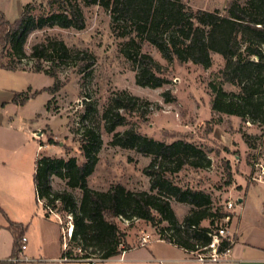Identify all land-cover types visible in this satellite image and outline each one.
I'll list each match as a JSON object with an SVG mask.
<instances>
[{
  "label": "trees",
  "instance_id": "1",
  "mask_svg": "<svg viewBox=\"0 0 264 264\" xmlns=\"http://www.w3.org/2000/svg\"><path fill=\"white\" fill-rule=\"evenodd\" d=\"M37 3L47 7L39 16L34 14ZM82 4L99 5L110 12L114 30L119 31L121 37H130L127 57H136L138 86L158 89L167 80L163 78L166 70L151 55L142 52L136 39L153 45L170 64L192 62L209 69L212 54H218L225 65L219 72L220 82L210 84L213 112L236 116L244 123L264 127V0H231L224 14L219 10L193 12L182 0H31L15 23L9 22L0 11V69L18 70L15 62L9 65L6 58L35 61L32 70L44 73L55 82L33 96L60 92L66 85L58 75L64 67H76L80 73L90 74L95 65L93 54L70 48L56 37H46L35 44L30 54L25 50L29 37L37 30L53 27L84 30L86 19ZM122 27H129V33L122 32ZM43 63H50V68L46 69ZM224 84H230L238 91L228 92ZM29 92L16 94L13 102L24 105L31 98ZM163 97L167 103L174 101L170 92L164 93ZM138 101L139 98L134 96L117 93L110 99L102 118L107 133L113 134L112 146L153 157L144 170L150 179V192H132L121 184L106 192L89 186L88 179L99 162L98 154L103 145L99 128L95 126L83 125L80 142L85 162L82 165L75 158L40 156L37 159L34 183L39 198L53 208L59 202L62 211L73 216L72 243L78 244L80 252L73 254L70 249L67 253L70 257H79L82 253L85 258L96 256L109 260L121 255L120 246L126 244V234L116 222L118 218L144 220L150 224L166 222L169 226L162 231L166 241L189 252L212 242L209 229L202 226L205 221L214 225L216 214L212 212V198L202 190L184 188L175 180V175L187 166L208 168L211 162L206 150L183 139L172 143L157 141L139 134L134 128L116 132L118 127L126 124V115L136 111ZM90 103L84 102L92 111ZM49 105L50 102L48 109ZM142 114L146 116V112ZM164 134L168 138L176 136L166 131ZM261 136L264 137V131ZM243 137L249 148H254L249 141L251 137L246 134ZM49 144L55 145V142L50 139ZM227 167L229 185L232 175ZM54 176L65 181L68 188L81 190V200L78 202L66 189L55 190L52 186ZM173 201L191 207L182 223L175 214ZM9 228L15 237L13 253L9 260L0 264H19L14 259L19 256L24 230L13 222ZM229 245L223 241L219 251H225Z\"/></svg>",
  "mask_w": 264,
  "mask_h": 264
},
{
  "label": "rangeland",
  "instance_id": "2",
  "mask_svg": "<svg viewBox=\"0 0 264 264\" xmlns=\"http://www.w3.org/2000/svg\"><path fill=\"white\" fill-rule=\"evenodd\" d=\"M30 1L0 0V11L9 22L15 23L19 20L23 7ZM230 1L182 0L190 11L219 10L222 14L225 13L224 10ZM81 6L86 19L84 30L58 27L37 30L29 37L25 46L27 54H30L35 44L43 42L46 37H56L63 40L68 47L88 51L95 57V65L90 74L80 73L76 67H64L60 70L59 78L62 82H66V85L57 95L55 94V99L49 105V110L54 116L53 128L45 124L39 135H35L39 142L34 139L21 141V146L26 147L24 152L30 155V160H27L28 172L32 173L36 168V161L32 158L38 143L42 147L49 146L41 156L56 158L59 154H65L71 156L67 159L75 158L78 164L82 165L85 162L80 142L81 133L85 128L83 125L95 126L99 128L103 145L98 154L99 162L93 175L88 179L89 186L106 192L114 185L121 184L132 192H150V179L144 174V170L150 165L153 157L112 146L113 134L107 133L102 118L110 99L117 93H126L139 98V101L136 111L126 115V124L118 127L116 132L134 128L139 134L157 141L172 143L183 139L206 150L211 162L209 167L204 169L185 167L175 175L178 185L204 191L212 198L213 208L222 210L224 200L230 193L237 196V192L244 191L252 183L257 182L253 177L260 178L261 173L255 164L264 165L263 136H261L264 127L244 123L237 118L217 114L212 110L213 94L210 84L220 82L219 72L225 65L224 60L217 54H212V66L209 69L192 62L182 65L178 62L170 64L153 45L136 39L141 45L142 52L151 55L166 70L163 78L167 80V83L158 89L140 87L136 84L139 73L136 57L132 59L127 57L130 37H121L119 31L114 30L110 12L101 6L83 4ZM46 8L45 4L37 3L35 16H39ZM129 30V27H122V32L126 34ZM5 61L9 65L15 62L18 70L32 69L35 65V61L27 59L19 62L16 59L6 58ZM43 64L46 69L51 66L50 63ZM224 89L228 92L238 91L235 87ZM166 92L171 93L173 102H165L163 95ZM84 102H91L92 111L86 108ZM143 112H146V116H143ZM165 131L176 134L175 138H168L164 134ZM243 134L251 137L249 141L255 145L254 148L241 147L239 135L244 139ZM50 139L55 145L49 144ZM227 166L230 167L232 175V182L229 185ZM241 177L244 181H241ZM52 186L58 191L65 189L70 191L78 202L82 198L81 190L68 188L66 182L59 177H52ZM34 202L35 211L42 212L44 216L43 208L37 204L36 199ZM172 206L182 223L183 216L189 213L191 207L180 206L174 201ZM55 209L66 221V214L62 211L60 203H57ZM46 217L44 218L48 221L41 226H45L51 238L50 246L53 254L63 247L62 232L58 221ZM36 220L35 218L34 221ZM116 222L126 237H130V243L126 242L123 245L125 249L136 247V249L148 250L155 241H151L146 247H140L139 239L143 234H162V231L169 226L166 222L150 224L138 223L137 220L128 224L121 218L116 219ZM210 225V221L202 224L206 228ZM123 247L120 246V250ZM70 249L73 254L80 252L77 243H71ZM127 253L128 250L123 260ZM116 259L119 260L120 256H116Z\"/></svg>",
  "mask_w": 264,
  "mask_h": 264
},
{
  "label": "crops",
  "instance_id": "3",
  "mask_svg": "<svg viewBox=\"0 0 264 264\" xmlns=\"http://www.w3.org/2000/svg\"><path fill=\"white\" fill-rule=\"evenodd\" d=\"M53 85V78L44 73H35L30 68L16 71L0 69V262L9 260L13 253L15 237L9 228L10 222H13L22 226L28 238L27 250L20 257L19 264H85L60 261L63 247L51 254V238L45 226H41L48 220L42 212L35 211L36 168L32 173L28 172L27 160H30V155L24 152L25 145L21 146V141L25 139L38 141L35 135H39L45 124L53 128L54 116L48 109V104L57 94L42 92L33 96L35 92ZM225 87L234 88L230 84H225ZM24 92H29L31 98L24 105L15 104L13 100L16 94ZM230 117L241 120L236 116ZM239 137L241 147L250 149L242 135ZM235 142L239 143L237 140ZM48 147H42L38 143L32 160L37 162ZM262 153L264 156V137ZM68 157L71 156L59 154L56 158ZM262 178L263 182H254L246 190L237 192L243 199L238 208V219L230 230L234 243L224 260L198 262L192 252L166 241L155 242L148 250L136 247L127 249L125 260L113 257L100 264H264V177ZM241 181H244L242 177ZM176 216L179 217L178 214ZM137 222L146 223L144 220ZM129 239L127 236V243H130Z\"/></svg>",
  "mask_w": 264,
  "mask_h": 264
},
{
  "label": "built area",
  "instance_id": "4",
  "mask_svg": "<svg viewBox=\"0 0 264 264\" xmlns=\"http://www.w3.org/2000/svg\"><path fill=\"white\" fill-rule=\"evenodd\" d=\"M255 167L260 169V178L264 175V165L263 164H255ZM262 175V176H261ZM260 178H254L253 180L257 182H263ZM243 197L241 195L233 196L231 193L224 200L222 205V210L220 208L214 209L212 206V212L216 214L214 219V225H210L207 227L209 229L208 235L212 238V242L207 247L197 246V249L192 252L193 256L198 262H217L224 260L229 253L234 239L230 234L231 227L235 220L238 219L239 213L238 208L241 207ZM36 200L37 204L43 208L44 217L47 215V219L54 218L61 227L62 232V240H63V252L65 253L60 257V261L62 262H79L85 264H100L107 260H103L96 256H91L85 258L81 253L79 257H70L67 253L70 251V245L73 240L74 235V220L71 214H66V221L63 220L60 213H58L57 209L48 205L46 200L39 198L36 192ZM59 203V202H57ZM213 205V204H212ZM125 220V219H124ZM126 223H130V221L125 220ZM155 242H166V238L161 233H156L153 235L143 234V236L139 239L140 247H146L149 245L151 241ZM223 241H227L230 245L225 251L220 252L219 248ZM21 250L19 252V256L14 259V262L18 263L20 257L27 250L28 246V238L25 234H23L20 238ZM123 247V244H121ZM127 249L123 247L120 259L124 258Z\"/></svg>",
  "mask_w": 264,
  "mask_h": 264
}]
</instances>
